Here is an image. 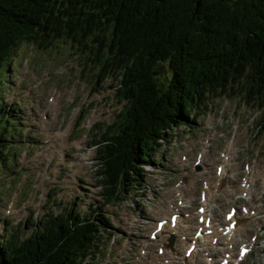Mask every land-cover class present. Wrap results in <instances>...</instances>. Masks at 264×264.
I'll use <instances>...</instances> for the list:
<instances>
[{"label":"trees","instance_id":"16d2710c","mask_svg":"<svg viewBox=\"0 0 264 264\" xmlns=\"http://www.w3.org/2000/svg\"><path fill=\"white\" fill-rule=\"evenodd\" d=\"M22 42L39 51L68 43L79 67L94 73L92 84L106 71L120 74L115 97L125 104L92 135L106 204L141 186L163 139L203 116L209 99L241 94L263 109L264 130V0H0V86L4 60ZM104 213L98 206L88 215L47 211L37 227L28 223V236L17 227L0 237V264H81L111 224Z\"/></svg>","mask_w":264,"mask_h":264},{"label":"rangeland","instance_id":"374dc122","mask_svg":"<svg viewBox=\"0 0 264 264\" xmlns=\"http://www.w3.org/2000/svg\"><path fill=\"white\" fill-rule=\"evenodd\" d=\"M55 54L56 56L64 54V56L55 58ZM80 61L78 57L73 55L68 43L58 42L56 48L39 51L22 42L13 50L10 59L5 60L2 64L3 84L0 86V108H4L2 115L5 117H0L3 120L1 127L5 136L9 138L8 142L11 143H9L10 145L6 143V146L8 145L5 151V155L8 157L6 165H0V222L8 218L5 215V211L9 210L6 207L7 204L15 202L9 217H12L16 226L20 225L21 235L24 238L31 232V226L25 225L27 217H29L30 224L32 221L36 223L47 211L59 213L64 206L68 209L69 207L72 208L75 203L73 200L76 199L75 204L77 206L75 208L81 214L88 215L87 213L94 206L100 207L102 211L104 210L109 214L111 222L109 220L108 224H111L106 227L107 232L102 233L101 242L98 241L99 248L103 247L98 255L100 262H103L102 264H141V258L146 260L149 256L157 255L158 243L151 241L148 234L160 216H155L152 209L157 205L164 206L167 200L166 194L171 193L167 187L169 181V187H172L175 182L184 178L183 173L185 171L194 172L192 173L194 175L200 173L197 177V183L191 187H186V198L191 200L189 210L192 211L201 181L212 175L214 171L213 159L221 160L219 152L224 150L232 133L236 134V143L233 144L231 155L232 164L230 165L232 188L223 189L222 194L228 198L229 202H234L239 175L235 170L240 164L248 163L250 170L254 166L252 174L258 181L255 187L256 198L260 199L262 203L260 214L264 215V130H261L263 133L256 132V114L254 113L253 123L252 113L244 109L241 112L248 118L245 124V117H239L237 123L235 120L237 114L233 116L234 121L233 119L229 121L228 117L225 121L219 118L222 110L230 115L235 107L234 100L228 102L224 99L210 102L211 116L206 118L204 123L202 119H199L197 124L190 121L188 126L181 125L173 129L163 139L162 144L156 150V154L143 167L145 178L141 183L142 187H136L137 192L130 194L120 202L104 203L101 207L100 202H103V197L100 188L97 186L100 176L97 175L98 168L94 151L89 149L93 127L97 123L98 125H110L118 111L123 107L124 102L115 99L114 90L109 88L112 85L110 79L99 83L97 87H92L94 73L89 68L79 67ZM41 73L42 82L40 79H35V76L39 78ZM104 73L107 74V71ZM83 79L88 83L86 84ZM37 80L42 84L40 87L36 86ZM56 80L59 81L58 86L63 87L60 96L56 90ZM43 83H49V89ZM51 96H59L60 98L59 103L58 97L55 98L56 110L49 108L52 103L48 101V98ZM75 96L77 99L72 103ZM40 97L42 98L39 99ZM35 100L38 109L31 114L35 110ZM85 103H92L91 109L87 111L84 120H82V125L76 127L79 110ZM202 106L200 105L198 108L200 112H203ZM95 109L100 114L102 113L101 117L94 114ZM225 123H230V126L228 128L223 127L216 134L213 132L215 125L221 126ZM236 123L238 127L243 125L248 127L250 134L252 123L253 132L249 137L256 143H253L252 146L250 144V149L246 148V140L238 141L237 137L240 130L235 125ZM26 126L27 141L28 136H32V141H28V146L36 144L38 147L37 150L31 151L30 156L28 153L30 147H27V144L23 143L21 149L19 148L20 145H16L17 142H21L25 138ZM55 132H64L66 139L71 140L72 143H68V148H66L67 145L63 147L55 145L52 140ZM187 132V135L178 138L182 133L184 135ZM246 132L242 133L245 135ZM75 134L77 135L76 138L73 137ZM206 134H212L211 139H209L211 145L204 151L207 154L205 166L199 172L193 167V161L195 155L204 145L203 140H205ZM170 138L178 139L180 142L175 141L172 144ZM11 139L13 140L10 141ZM43 144V151L37 152ZM74 145L78 147L73 148ZM181 145L185 147L180 148ZM45 148H51L55 150V153L52 152L50 155L45 151ZM174 152V158H172ZM241 153L243 155H240ZM163 154H166V158L170 157L165 159L166 164L164 160L159 159ZM75 155H83L88 159L80 158L78 170H83L78 173L73 170L77 163L74 162L73 166L69 163V161L75 160ZM181 156H186L187 161L182 162ZM25 157L26 159H24ZM253 157L255 160L251 159ZM160 163L165 165L160 166ZM86 165L90 167L85 169ZM154 174L158 176H154ZM17 189L19 192H14ZM12 192L14 193L12 194ZM53 193L56 195L51 197ZM81 194L88 195L84 201L78 199ZM171 195L173 194L169 196ZM48 198L50 199L49 203ZM25 201L28 202L22 206L21 204ZM60 202L64 203V206L62 204L59 206ZM221 213L222 210L218 211L217 207L214 208L215 221L222 220ZM259 229L254 226L252 231L247 235H242V238L247 239L250 234L257 233ZM6 233L4 229L0 231V236L5 239L9 235V233L5 235ZM187 238L190 239L191 236ZM258 239V245L247 259L248 264H264V251L262 250L264 248V235L262 237L258 235ZM214 254L215 251H212V255ZM215 259L218 260V257ZM204 262L205 260L202 258L200 262L196 260L192 264H203ZM89 264H95V262L92 261Z\"/></svg>","mask_w":264,"mask_h":264},{"label":"bare ground","instance_id":"6f19581e","mask_svg":"<svg viewBox=\"0 0 264 264\" xmlns=\"http://www.w3.org/2000/svg\"><path fill=\"white\" fill-rule=\"evenodd\" d=\"M49 108L52 109V110H56V102H55V99L52 102V104L49 105ZM52 140L54 141L55 145L56 146H59V147H63V146L68 145V141H67V139L65 137L64 132H55L53 134V136H52ZM45 151H47L50 155H51L52 152H53V154L55 153V150H53L51 148H45ZM225 152H226L227 155L231 154V148L227 147ZM202 153H203V156H202L201 161H200V164H199V169H198L199 172H200L201 169H204L206 155H207L204 152H202ZM37 155H39V154H37ZM217 162H218V164L222 163L223 166H224L222 177L221 176H217L214 173L213 176H207V178H206V182L207 183H210V187H209V189H208L207 192H209V191L212 192L211 201L216 198L217 192L220 189H222V188L224 189L226 187V185H228V184L231 183L228 180V174L230 172V163H225L224 161H220V160H217ZM199 175H200V173L194 175V174H192V172H190L188 175H186L185 176L186 186L187 187H191L192 185H194L195 183H197V177ZM188 178H189V180H187ZM214 183H215V185L216 184H220L219 187H217V189L214 186ZM182 190H183L182 188H179V189H176L175 191H182ZM170 194L171 193H169V195ZM169 195H168V199L173 196V195H171V196H169ZM76 206L77 205L74 203V205L72 207L75 208ZM170 214H171V211L168 209V207H166L165 210L163 211V215H165L166 217L169 218L170 217ZM237 217H238V220H239L240 225H239L238 228H236L235 233H244L243 228H244L245 224L249 225L250 223H252L254 221V219L252 217L243 218L240 215H238ZM181 225H183V226H181ZM194 225H196V221L194 219H191V218L188 219V220H186L185 218H182V219H179L178 220V228H179V231L182 233L181 235H186L187 236L189 234V232H191V230H192V228H193ZM4 229H6V227ZM167 234H168V231L166 230V228H164L163 229V235H159L157 241L159 243H164L165 242V237L167 236ZM215 250L218 251L219 248L216 247ZM180 251H182L184 253V251H185V249H184V243L183 242L179 243V242H176L175 241L172 245L166 246V251L164 252V255H163L164 258L159 257V256H152V257H148V260L150 261V264H154V263L160 261L161 259L162 260L163 259H170V255L169 254H171V253H173L176 256V255H178V253ZM194 257H196L195 253H193L191 255V257L188 260L185 261V264H192V259Z\"/></svg>","mask_w":264,"mask_h":264}]
</instances>
